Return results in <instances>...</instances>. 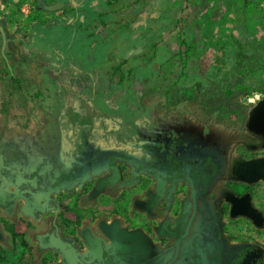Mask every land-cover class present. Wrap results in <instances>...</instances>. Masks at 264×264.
Segmentation results:
<instances>
[{"label":"flooded vegetation","instance_id":"1","mask_svg":"<svg viewBox=\"0 0 264 264\" xmlns=\"http://www.w3.org/2000/svg\"><path fill=\"white\" fill-rule=\"evenodd\" d=\"M76 1L86 2L44 0L43 6L36 0H0V28L5 35L2 48L0 33L1 119L13 114L9 108L12 104L22 109L24 103L29 104L33 110H27V114L36 113L38 109L45 114V108L38 105V100L50 99L54 84L62 81L57 74H61V70L55 72L49 63L35 57L32 38L35 30L50 27L55 21L64 29L67 27L66 18L71 13L77 18L84 15L96 20L116 14V10H108L112 0H107L110 5L102 10L91 8L90 3L87 5L90 7L84 9L86 13L83 9L80 11ZM123 6L121 4V8ZM45 7H54L55 11L49 12ZM116 16L128 19L134 14L133 10L128 9ZM128 39L132 41L130 37ZM121 49L123 57L116 59L120 67L109 69L112 77L105 78L107 86L119 89L126 88L127 82L129 84L133 79L135 69L132 67L144 66L147 62V47L139 53L142 56L133 55L129 60L125 56L132 55L130 52L133 50ZM83 80L81 89L89 92L85 99L91 102L93 84ZM85 81L88 82L86 85ZM177 86L161 85L162 95L156 101L160 107L158 117L154 119L148 114L147 118L144 115L143 120L134 118L132 127L117 124L115 119H107L100 108L97 128L93 126L95 118L89 119L90 127H82L88 136L85 134V138L78 141L77 147L81 153L75 158L77 168L71 169L72 164H69L58 173L50 171L46 178L34 179V184L30 182L25 187L27 189H19V192H31L22 196L30 201L32 213L41 215L43 210L49 211L45 244L54 239L56 243L59 240L68 245L77 256L76 264H109L111 258L107 256L111 250H103L99 242V254L103 261L94 262L95 248L89 245L87 239L95 240L93 234L96 231L98 235L99 231L103 235L102 226L120 224L124 228L121 231L139 230L142 237L144 234L147 254L158 256V264H264L261 231L264 210L258 202L262 194L258 188L264 181L248 184L236 174L243 163L264 157V133L262 129L258 132L249 130V116L243 117L242 111L230 115L229 119L218 118L211 111V104L201 100L198 90L194 95H177L172 101L171 92L174 89L170 87ZM119 93L112 97L119 99L124 96L122 90ZM141 106L142 103L136 109H142ZM109 108L116 110L117 106ZM92 110L98 112L95 107ZM77 117L76 122L72 123L78 126L82 119L79 115ZM102 122H106V125ZM105 178H114L115 181L112 185L103 183L98 186ZM5 186L6 183L0 180V208L7 213L12 205L9 199L13 196H3ZM48 193V200L44 202ZM227 195L238 200L248 197L252 208L262 217L261 225L257 227L242 216L232 217ZM36 202H39L37 207L32 205ZM194 205L195 215L188 235L180 242L176 253V240L183 234ZM162 214L165 222L157 228L152 218ZM171 221L177 222L176 228ZM17 225L26 230L31 227L23 220H18ZM217 225L219 231L215 230ZM7 226L15 227V224L1 217L0 227L6 235ZM213 231L220 236L218 249L209 237ZM242 246L248 248L244 254L238 251ZM231 248L236 251L222 254ZM113 255L112 260L119 264L118 255ZM59 257L62 259L59 260ZM42 260L44 262L41 264H65L62 262L64 255L56 245L42 256Z\"/></svg>","mask_w":264,"mask_h":264},{"label":"rangeland","instance_id":"2","mask_svg":"<svg viewBox=\"0 0 264 264\" xmlns=\"http://www.w3.org/2000/svg\"><path fill=\"white\" fill-rule=\"evenodd\" d=\"M112 1L109 11L118 7L116 2L126 3V0ZM247 1L248 4L243 5L247 9H240L233 0H166L158 5L154 14L156 20L146 24L147 29H143L136 41L137 45L147 47V69L146 66L132 67L135 69L133 79L129 84L127 82L126 88L107 86L105 82V78L112 77L109 69L120 67L116 59L123 57L120 53L123 45L113 48V44L123 42L118 35L101 40L100 34L78 31L77 24L63 29L55 21L50 27L34 31L33 51L38 60L61 69L62 75L58 74L61 78L78 77L92 83L95 93L91 99L93 95L100 94V108L107 119H115L117 124L132 127L134 118L143 120L144 115L147 118L148 114H151V118H157L160 107L156 101L161 97V85L165 83L178 84L177 87H170L174 89L171 92L172 101L177 95H194L198 90L201 100L211 104L210 109L218 118H228L239 111L247 118L253 106L264 98V70L260 69L264 64V47L260 45L264 36L260 26V22L264 21V0ZM153 2L148 0L150 4ZM248 9L257 13L251 25L242 13ZM132 27L131 24V30ZM131 36L132 32L128 37ZM122 37L126 38V33ZM124 41L128 43L129 40ZM138 53L130 52L132 55L125 57L129 60ZM238 84L254 89L259 87L263 91L253 92L246 97L235 89ZM120 90L124 96L119 99L112 97L113 94H120ZM52 94H55V90ZM105 99L115 102L117 109L106 106ZM147 100L150 104H147ZM140 103L143 112L136 109ZM226 126L229 125L226 123ZM258 189L262 191L258 202L264 210V183H260ZM215 230L219 231L218 225ZM261 231L264 243V226ZM14 232L16 237L20 235L15 229ZM209 237L218 249L219 234L213 231ZM0 243L6 250L12 249L4 239L1 228ZM5 249L0 252L3 260L0 264H37L35 260L25 263L14 247L8 252ZM247 250V246H242L238 251L245 253ZM232 251L236 249H227L222 254Z\"/></svg>","mask_w":264,"mask_h":264},{"label":"crops","instance_id":"3","mask_svg":"<svg viewBox=\"0 0 264 264\" xmlns=\"http://www.w3.org/2000/svg\"><path fill=\"white\" fill-rule=\"evenodd\" d=\"M89 1L90 0H86V2L76 1L80 11L90 6L91 8L102 10L109 4L107 0ZM165 2L166 0H154L153 4H150L148 0H126V3L120 2L124 4L122 10H120L121 4H116L118 6L115 9L116 14L128 9L133 10L134 16L128 19L118 18L115 14L96 20L91 17L87 18V16L84 15L77 18L71 13L66 18V20L68 19L69 21L66 22V28H72L73 24H77L78 31L84 30L86 32L100 34L101 40H106L111 35H118L120 36L118 39H123V42L113 44V48L116 49V47L119 48L120 45H123L122 48L124 50L130 49L134 50L132 52L140 53L143 51V46L136 44L137 37L143 32V29H147V25L150 21L156 20L157 17L154 15L157 12L156 7ZM90 3L91 5L87 6ZM83 12H85V10ZM131 24L133 30L130 29ZM144 26H146V28ZM129 29L131 30L130 35L132 32V36L130 37L132 41H128L127 43L124 40H129ZM124 33H126L127 39L122 37ZM144 66H146L147 69V62ZM52 70L59 72L61 69L57 66H52ZM61 80L62 81L54 84L55 94H53L50 99L42 101L40 98L38 100V105H43L42 107L45 108V114L40 112V109H38L36 113L32 112V114H27L25 113L27 110H33V108L28 106L29 104L24 103L23 109L18 108L16 104H14L15 107H13L12 104L9 108H11L13 114L4 119L0 118V180L6 183L3 189V194L5 195L3 196H13L10 212L6 213L5 210L0 208V218L6 217L11 223H14L15 231L19 232L21 235L15 238L14 245H12L9 237L4 233L2 228H0L8 245L12 249L13 247L16 248L18 256L24 258L23 261H25V263H31L34 260L37 264L44 262L42 256L44 254L46 255L47 251H50L56 242L54 239H51L48 245L44 243V240L47 239L49 228V211L46 212L43 210L41 215L32 213L31 209H29V206H31L30 201L22 196L23 194L30 195L31 192L28 190L27 192H19V189L22 187L23 189H27L25 187L28 186L30 182V184H34V179L38 178V180H40V177L43 179L46 178L50 175V171L58 173L60 169H65L66 166L69 167L71 164L74 166L73 168L71 166V169H76L78 164L75 162V158H78L81 153L77 147L78 141L80 139L83 140L85 134L88 136L87 132H85V128L87 129L86 126L88 125L89 127L91 126L89 119L92 118L94 120L95 118L96 123L93 125L95 129L100 123L97 118L100 112L99 104H101L100 101L102 100L101 95L99 94L98 96V94H95L91 103L85 99L89 92L84 91L85 89H81V82L84 80L82 81V79L79 78L69 77L61 78ZM87 83V81L84 82L85 85ZM104 104L108 107L115 106V102H111L109 99H105ZM92 107H95L98 112H94ZM78 115L82 121L79 120V125L77 126V124L72 123V121L76 122ZM102 123H104V126L106 125V122ZM82 127L85 128L82 129ZM1 129L3 130L2 132ZM57 173L55 174L57 175ZM49 195L50 193L45 195L44 202L48 200ZM38 203L39 202H36V204L32 205L36 206ZM43 206H45V204H43ZM18 209H21V211H17ZM164 219V214L152 218L157 228L165 222ZM18 220L29 223V225H31L30 229L26 230L24 227L17 225ZM110 223L111 221L105 222V225ZM170 223L174 224L175 228L177 227V222L173 223V221H171ZM118 227L124 230L120 224H118ZM127 232L136 233L139 232V230ZM93 237L98 243H102L103 250L115 249L114 251L119 252L117 254L119 264H158V256L147 254V238L138 239L137 245H135L136 242H132L133 244L127 243L123 246H114V243L109 240L104 233L102 235L100 231L99 235L96 231ZM143 237H145L144 234ZM0 246L5 249L3 244ZM12 249H5V251L8 252ZM100 250L101 245L99 248L95 247V254L93 255L94 262L103 261L101 253L99 254ZM107 257L111 258L109 264H115L110 254ZM59 258V260L62 259V257ZM62 262L69 264L65 256Z\"/></svg>","mask_w":264,"mask_h":264},{"label":"water","instance_id":"4","mask_svg":"<svg viewBox=\"0 0 264 264\" xmlns=\"http://www.w3.org/2000/svg\"><path fill=\"white\" fill-rule=\"evenodd\" d=\"M36 1L37 3L44 6V0H36ZM45 10L49 12H54L55 8L45 7ZM0 33H1L2 41H3L2 48H4L5 35L1 28H0ZM1 55L3 56V58H5V55L3 52H1ZM247 127L249 130L253 132H258L259 129H262L264 133V98L259 100L249 112ZM236 174L239 175L241 180H243L244 182L248 184L255 183L259 180L264 181V157L243 163L237 168ZM114 181H115L114 178L112 179L105 178L101 180L98 186H102L103 183H106L107 185H112ZM9 200L12 202L13 198H10ZM226 201L231 204L230 214L232 217L242 216V217L249 219L257 227L261 225L262 217L255 209L252 208L248 197L238 200L231 195H227ZM193 202H195L194 197H193ZM0 204H2V202H0ZM194 215H195V205L193 206L192 216L187 222L183 234H181L176 240V245H175L176 253L178 251L180 242L184 238H186L188 235L189 228L191 226ZM101 230L106 235V237L114 243V246H123L124 244H127V243L133 244L132 242L134 243L136 242L135 245H137V242H138L137 240L142 237L139 232L130 234L125 231H121L116 224L102 226ZM87 241L92 248L100 247V244L96 242L95 240H90L88 238ZM55 245L59 247L63 255L68 260L69 264H76L77 256L71 247H69L66 244H63L59 240L57 241ZM114 250L115 249L111 250L112 252L109 253L111 256H113V254L119 253L118 251H114Z\"/></svg>","mask_w":264,"mask_h":264},{"label":"trees","instance_id":"5","mask_svg":"<svg viewBox=\"0 0 264 264\" xmlns=\"http://www.w3.org/2000/svg\"><path fill=\"white\" fill-rule=\"evenodd\" d=\"M235 2V4H237L240 9L244 8L243 5H246L248 4V1L247 0H233ZM110 5V4H109ZM244 9H247V8H244ZM243 15L246 17L245 20L249 23V25L253 24L254 23V16L257 15V13L252 10V9H248L247 12H242ZM260 26H261V29H262V32H263V35H264V21L263 22H260ZM260 45L262 47H264V36L260 42ZM261 70H264V64L261 65L260 67ZM235 89L237 91H239L242 95L248 97L250 96L253 92H256V91H263L261 88H252L251 86L249 85H244V84H238L235 86ZM226 93V91H225ZM5 231L10 239V243L12 245H14V241H15V238H16V235H15V232H14V227H10V226H7L5 227ZM3 251V248L0 247V252ZM2 258L0 257V262H2Z\"/></svg>","mask_w":264,"mask_h":264}]
</instances>
